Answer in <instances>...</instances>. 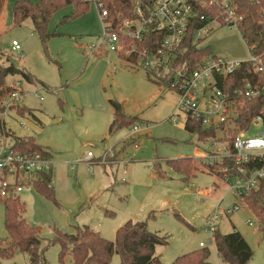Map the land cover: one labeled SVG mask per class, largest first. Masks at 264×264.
<instances>
[{"label":"rangeland","instance_id":"rangeland-1","mask_svg":"<svg viewBox=\"0 0 264 264\" xmlns=\"http://www.w3.org/2000/svg\"><path fill=\"white\" fill-rule=\"evenodd\" d=\"M17 1L5 0L0 63L17 60L19 70L30 73L34 83L27 82L21 73L8 76L7 84H22L23 101H15L10 112L0 117V138L7 134L32 137L36 148L56 160V201L34 188L27 189L20 195L26 221L40 227L46 241L53 240L57 231L74 233L78 226H89L106 240L115 241L117 231L130 221H147L150 231L168 238V245L156 248L163 264H172L179 256L199 249V243L209 238L205 218L224 197L222 209L234 199L225 184L194 159L208 146L186 129L184 114L172 117L179 101L177 93L159 80L161 76L148 78L146 69L129 64L124 56L93 52L104 33L96 3L77 18L65 19L73 13L72 6L56 11L46 25L45 33L50 37L43 41L32 20L14 24ZM13 41L20 44V51L13 50ZM202 46L220 57L249 58L246 41L237 29H219L204 39ZM112 101L121 104L127 116L139 117L132 126L143 130L135 143L126 140L132 126L110 132ZM10 102L9 96L5 103ZM21 108L32 112L21 115ZM248 135L258 136L259 130ZM88 152L95 155L93 169L83 161ZM183 158L195 160L197 167L187 180L167 164ZM4 211L0 198V243L8 238ZM219 228L222 234L239 231L254 252L249 264H264V235L248 205L225 216ZM209 249L210 261L224 264L216 245ZM59 252L57 244L47 250L48 264H72L69 256L60 261ZM0 264L29 261L25 253L17 252L10 259L0 256ZM110 264H121V257L115 254Z\"/></svg>","mask_w":264,"mask_h":264},{"label":"built area","instance_id":"built-area-1","mask_svg":"<svg viewBox=\"0 0 264 264\" xmlns=\"http://www.w3.org/2000/svg\"><path fill=\"white\" fill-rule=\"evenodd\" d=\"M92 2L101 11L104 29L102 39L92 47L93 52H114L131 65L162 70V76L171 81V89L179 97L172 117L176 119L179 113L184 114L186 125L191 122L214 132L205 137L193 134L199 143L208 146L194 159L215 174L234 199L227 209H222L224 197L205 218L204 228L209 238L201 241L199 247L216 245L221 220L245 208V200L264 179V106L254 113L256 101L264 100V84L242 78L241 73L247 63L253 75L264 76V51L258 53L257 44L249 45L244 39V16L236 0H135L132 16L118 14L115 19L109 18L101 0ZM261 14L264 25V9ZM225 27L240 32L249 49L247 60H232L212 53L196 60L183 57L190 48L199 51L207 48L202 46L203 40ZM12 46L14 51L21 50L17 41ZM229 77H235L237 83L230 86ZM9 86L11 102L4 104L1 116L10 112L15 101H23L22 84L14 82ZM253 129L259 130L258 136L248 135ZM142 130L141 126H132L126 140L135 143ZM134 147L138 149L137 144ZM94 160V153L88 152L83 161L93 169ZM54 165L49 153L38 148L32 152L20 151L9 137H1L0 198L5 201L20 197L27 189H36L46 176L51 178L48 187L53 188ZM248 223L253 225L251 220Z\"/></svg>","mask_w":264,"mask_h":264},{"label":"trees","instance_id":"trees-1","mask_svg":"<svg viewBox=\"0 0 264 264\" xmlns=\"http://www.w3.org/2000/svg\"><path fill=\"white\" fill-rule=\"evenodd\" d=\"M134 1L101 0L108 9L110 19H115L118 14L123 17L132 16ZM236 2L239 5L240 13L244 16L242 24L244 39L248 40L249 45L256 43L257 52L262 53L264 51V25L261 13L264 9V0H236ZM92 3V0H39L37 3L18 0L14 6L13 22L15 25H21L27 20H32L36 30L41 34L42 40L46 41L50 37L45 33L46 25L56 11L72 6L73 13L65 19L77 18L85 14ZM4 6L5 0H0V20L4 13ZM209 53H211L210 47L202 51L190 48L183 57L196 60ZM250 70V65L245 63L241 68L242 78L256 79L264 84V76L253 75ZM17 73H21L27 82L34 83L30 73L19 70L11 63L7 65L0 63V117L5 110V100L12 92L11 87L7 84V78ZM152 75L161 76L159 80L171 89V81L162 76V70H147L148 78ZM227 82L230 86L233 82L237 83L235 77H229ZM111 103L114 107V119L110 126V132L117 127L132 126L139 120L137 116L131 117L123 113V108L118 102L112 101ZM255 104L254 113H257L263 108L264 100L258 99ZM21 109L18 112L19 114L23 113L21 115L32 112L27 108ZM186 129L190 133H197L202 137L214 135L213 131H205L199 125L191 122L186 125ZM7 135L13 139L14 147L20 151L32 152L36 149L35 139L32 137L13 138L11 134ZM167 164L174 171L181 173L185 180L189 179L197 168L195 160L191 158L168 160ZM229 165L232 166L231 163ZM222 175L223 173L219 174V177ZM50 180V176H46L45 180L35 187L46 198L56 201L53 188L48 187ZM245 202L257 217L264 235V179L259 188L254 190ZM4 207V226L8 233V238L0 243V256L4 259H10L17 252H22L28 256L29 264H48L46 252L51 246L57 244L60 247V261L63 262L69 256L72 264H110L115 254L121 257V264H163L160 256L156 253V248L168 245V238L150 231L147 221L136 223L130 221L117 231L115 241L106 240L100 232L92 230L89 226H78L71 234L57 231L53 240L46 241L41 236L40 227L30 225L24 218L26 207L20 197L6 199ZM215 242L217 253L224 264H249L253 258V250L237 230L229 234H222L218 228ZM210 256L209 248H199L179 256L172 264H213L210 261Z\"/></svg>","mask_w":264,"mask_h":264},{"label":"water","instance_id":"water-1","mask_svg":"<svg viewBox=\"0 0 264 264\" xmlns=\"http://www.w3.org/2000/svg\"><path fill=\"white\" fill-rule=\"evenodd\" d=\"M9 61L12 65H14L15 67L19 66V62L13 58H9Z\"/></svg>","mask_w":264,"mask_h":264},{"label":"crops","instance_id":"crops-1","mask_svg":"<svg viewBox=\"0 0 264 264\" xmlns=\"http://www.w3.org/2000/svg\"><path fill=\"white\" fill-rule=\"evenodd\" d=\"M53 159V158H52ZM56 160L54 159V162H55ZM55 164H56V162H55ZM54 170V169H53ZM234 202V201H233Z\"/></svg>","mask_w":264,"mask_h":264}]
</instances>
